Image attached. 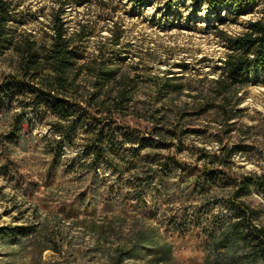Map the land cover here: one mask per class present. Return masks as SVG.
Segmentation results:
<instances>
[{
	"label": "trees",
	"instance_id": "obj_1",
	"mask_svg": "<svg viewBox=\"0 0 264 264\" xmlns=\"http://www.w3.org/2000/svg\"><path fill=\"white\" fill-rule=\"evenodd\" d=\"M88 1L93 0H52L49 30L40 37L18 21L16 0H0V61L8 64L0 69V145L27 147L21 139L35 138L32 115L38 114L53 130L44 144L51 164L65 158L64 145L84 150L78 167L92 179L91 197L104 193L105 206H111L114 183L106 181L103 167L124 178L123 203L137 211L155 186L173 198L186 197V221L176 217L170 228H186L200 240L201 264H264V223L251 201L255 188L264 193V172L241 171L236 160L264 155L263 147L250 141L256 125L241 121L251 73L264 77V0H193L211 9L260 5L263 16L237 35L219 31L229 47L224 67L213 77L186 80V110L161 103L184 91L172 72L150 75L154 101L146 103L138 99L137 72L112 63L104 48L86 55L84 42L94 29L83 20L71 25L68 7ZM132 1L143 5L147 0ZM114 38L119 44L121 35ZM209 116L214 117L206 121ZM258 132L264 139V125ZM185 151L186 161L180 157ZM80 198L79 204L85 194ZM223 204L230 211L216 212ZM34 230L0 227V246L19 244ZM155 230L139 229L118 261L140 257L148 248L154 264H174L173 245H159Z\"/></svg>",
	"mask_w": 264,
	"mask_h": 264
},
{
	"label": "rangeland",
	"instance_id": "obj_2",
	"mask_svg": "<svg viewBox=\"0 0 264 264\" xmlns=\"http://www.w3.org/2000/svg\"><path fill=\"white\" fill-rule=\"evenodd\" d=\"M16 1L23 28L43 37L49 30L47 13L52 0ZM68 9L71 25L83 20L94 29L84 42L89 58L104 48L112 63L137 72L142 82L138 99L146 103L154 101L148 87L150 75L172 72L179 77L177 82L185 85L184 91L161 103L185 110L186 80L213 77L224 67L229 47L219 31L237 35L248 28L249 21L263 16L260 5L211 9L193 0H147L143 5L132 0H93L70 3ZM118 34L121 40L115 45L113 39ZM7 68V62L1 60L0 69ZM251 76L241 105V121L256 125L250 141L264 149V139L258 132L264 125V77L257 70ZM32 119L35 138L21 139L27 147L12 146L7 150L0 145V227L24 225L35 230L19 244L0 246V264H154V251L148 248L140 251V257L118 261L120 250L131 246L132 237L141 228L156 229L159 245H173L174 264L202 263L200 240L186 234V228H170L176 217L186 221V197L173 198L155 186L149 188L146 203L137 211L123 203L121 194L128 189L124 178L103 167L101 173L107 175L106 181L114 183L111 206H105L106 195L91 197L88 187L92 179L78 167L79 161L86 158L84 150L64 145L65 158L51 164L44 144L53 130L38 114H33ZM189 156L186 151L180 155L184 161ZM254 157L251 161L237 158V168L264 172V155ZM83 193L86 199L79 204ZM251 201L264 223V193L255 188ZM215 210L228 213L230 208L223 204Z\"/></svg>",
	"mask_w": 264,
	"mask_h": 264
}]
</instances>
